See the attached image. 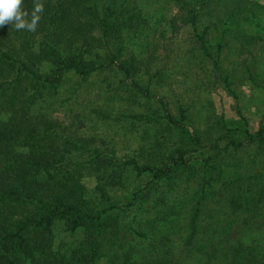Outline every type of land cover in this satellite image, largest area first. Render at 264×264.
<instances>
[{
  "label": "trees",
  "instance_id": "1",
  "mask_svg": "<svg viewBox=\"0 0 264 264\" xmlns=\"http://www.w3.org/2000/svg\"><path fill=\"white\" fill-rule=\"evenodd\" d=\"M43 2L36 32L0 28V264H264V115L252 130L238 109L233 122L165 90L190 62L236 99V66L264 88V4ZM95 77L100 104L74 110ZM101 126L135 145L121 152ZM57 224L80 236L56 244Z\"/></svg>",
  "mask_w": 264,
  "mask_h": 264
},
{
  "label": "rangeland",
  "instance_id": "2",
  "mask_svg": "<svg viewBox=\"0 0 264 264\" xmlns=\"http://www.w3.org/2000/svg\"><path fill=\"white\" fill-rule=\"evenodd\" d=\"M257 3L264 4V0H252ZM170 5V4H169ZM264 10V7H263ZM258 19L260 21V26L264 25V12L259 14ZM181 35L178 37L185 36L186 29L182 31ZM250 35L257 36L258 31L255 28L247 27V32ZM235 40H238L235 39ZM235 40H230L231 46L235 47L237 44ZM260 41L257 39L256 45V57H259V62L252 65V72L256 76V79L262 84H264V54H262V48H259ZM259 48V49H258ZM237 51L234 49L231 50L230 59L223 64L224 69H228L231 60H235ZM262 60V62L260 61ZM188 68H180L177 70L178 73L175 77L177 79L172 81L171 87H166L165 90L170 93L169 97L172 104L175 96L172 95V91L177 92L178 94L182 93L190 104L193 106L199 107L203 102L210 106L211 110L215 111L218 114H223L229 120L237 122L238 114L236 113L237 109L246 117L249 123V128L256 129L258 124L262 121V116L264 115V88L255 87L252 85V82L249 80L242 81V74L240 68L237 66L234 68L233 76L235 78L233 89L235 90L238 98L232 97L227 93L223 88V85L215 81L214 75L211 72L209 66L203 65L201 62L198 64L190 62ZM178 69V68H177ZM186 72V73H185ZM263 72V73H262ZM100 77H95L90 80L87 84V89L83 88L81 91L76 93V100L78 103L73 104V109L77 111L88 112L89 109H92L95 105H99L101 102V97H99L98 91L101 88ZM77 80L74 76H69L62 85V91L65 96L73 92V89L76 86ZM198 102V104H196ZM118 126H113L108 132L105 126H101V129L107 134L106 138L109 140V137H113L112 142L116 141L117 148L121 152L130 151L129 149L135 145V142L131 138H124L123 136H118L117 132ZM98 130V132H99ZM111 139V138H110ZM118 140V141H117ZM85 185L88 189H92L95 185V179L93 177L86 176L84 178ZM113 195L116 191L112 192ZM120 195V193H119ZM55 242L60 246H64L72 242L75 238L80 236V232H77L71 235L69 232L64 231L61 224L55 226ZM187 264H195L192 260H186ZM98 264H105L104 261L99 262Z\"/></svg>",
  "mask_w": 264,
  "mask_h": 264
},
{
  "label": "clouds",
  "instance_id": "3",
  "mask_svg": "<svg viewBox=\"0 0 264 264\" xmlns=\"http://www.w3.org/2000/svg\"><path fill=\"white\" fill-rule=\"evenodd\" d=\"M44 12L43 0H33L30 13L25 10L24 0H0V28L12 25L17 31L36 32Z\"/></svg>",
  "mask_w": 264,
  "mask_h": 264
}]
</instances>
